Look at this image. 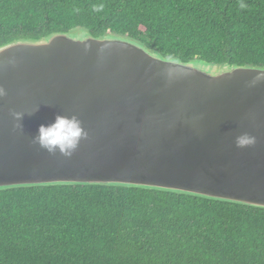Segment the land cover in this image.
<instances>
[{
    "label": "water",
    "instance_id": "1",
    "mask_svg": "<svg viewBox=\"0 0 264 264\" xmlns=\"http://www.w3.org/2000/svg\"><path fill=\"white\" fill-rule=\"evenodd\" d=\"M0 87V191L123 187L264 210V66L184 61L76 27L0 46ZM57 115L87 132L70 158L32 142ZM245 132L256 144L239 149Z\"/></svg>",
    "mask_w": 264,
    "mask_h": 264
},
{
    "label": "trees",
    "instance_id": "2",
    "mask_svg": "<svg viewBox=\"0 0 264 264\" xmlns=\"http://www.w3.org/2000/svg\"><path fill=\"white\" fill-rule=\"evenodd\" d=\"M76 27L264 66V0H0V46ZM0 264H264V210L123 187L4 190Z\"/></svg>",
    "mask_w": 264,
    "mask_h": 264
},
{
    "label": "clouds",
    "instance_id": "3",
    "mask_svg": "<svg viewBox=\"0 0 264 264\" xmlns=\"http://www.w3.org/2000/svg\"><path fill=\"white\" fill-rule=\"evenodd\" d=\"M6 94V90L0 87V98L5 97ZM12 116L18 122L15 128L22 131L20 121L23 119L24 113L13 112ZM86 137L87 132L77 116L57 115L53 123L39 127L38 134L32 138V142L50 155L59 153L66 158H70L78 148L81 140ZM255 144L256 137L246 132L235 138V145L239 149L250 148Z\"/></svg>",
    "mask_w": 264,
    "mask_h": 264
}]
</instances>
